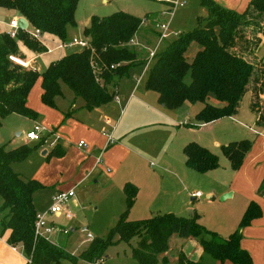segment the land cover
<instances>
[{"label":"trees","instance_id":"obj_1","mask_svg":"<svg viewBox=\"0 0 264 264\" xmlns=\"http://www.w3.org/2000/svg\"><path fill=\"white\" fill-rule=\"evenodd\" d=\"M79 1L0 0V9L17 12L28 21L29 29H38L52 40L67 42L68 28L76 26ZM201 1L208 10V17L198 19L199 24L193 32L181 33L156 54L146 89L155 92L165 108L178 109L185 103L202 105L195 117L202 125L235 116L243 98L250 93L251 110L258 114L259 123L264 124V62H255L264 38V0H251L242 13L227 9L214 0ZM143 24L144 20L124 12L108 17L93 16L83 30L82 38L91 44L94 53L90 49L70 53L51 63L42 73L23 69L13 64L10 57L20 55L16 40L23 41L36 53H43L45 47H41L29 31L20 29L17 39L0 31V122L11 115L34 121L39 119V114L28 105V98L40 79L42 102L50 108H55L56 99L63 96L62 84L74 93L76 99L84 101L83 108L88 111L113 102L116 99V93L111 92L113 83L128 77L132 67L145 62L140 59L143 49L131 45ZM193 43H197L200 50L189 62L186 53ZM92 60L98 64L97 73L92 69ZM211 99L219 104L211 103ZM70 116L71 112L67 118ZM250 147L248 140L222 147L233 170L242 167ZM57 150L58 147L50 155L59 156ZM31 152L27 146L14 151L0 146V197L3 201L0 213L7 212L0 221L1 236L7 233L8 245L21 246L25 256L33 258V264H61L63 259L74 261L77 257L63 246L35 238L38 211L34 195L45 186L23 178L12 167ZM183 152L187 167L197 173L205 174L220 167L218 156L197 143L186 145ZM124 193L126 210L118 224L110 231L107 240L93 239L80 255L83 260L96 264L103 260L105 249L114 244L115 239L130 243L137 238L133 258L139 264H160V257L170 250V239L177 235L183 239H195L205 256L221 264H252V257L241 247L239 230L261 217L258 205L250 204L239 229L225 239L200 224L196 213L191 217L169 213L130 221L128 215L135 205L138 188L128 183ZM180 259H183L182 253ZM163 262H167V258Z\"/></svg>","mask_w":264,"mask_h":264},{"label":"rangeland","instance_id":"obj_2","mask_svg":"<svg viewBox=\"0 0 264 264\" xmlns=\"http://www.w3.org/2000/svg\"><path fill=\"white\" fill-rule=\"evenodd\" d=\"M181 1L184 6L176 9L174 15L170 19L168 16H163V13L169 10V6L158 0H110L107 3H104V0H80L76 11V26L68 28V40L82 38L83 29L87 26L92 16L108 17L117 12H124L145 20L148 15H153L146 18L148 20L144 21L142 28L136 35L141 46H148L146 51L143 50L144 52L140 57L141 60H144L146 55L148 56V52L153 50L158 43L157 35L152 31L157 30L156 26L159 23L170 21V30L172 33L187 34L193 32L197 28L199 24L198 19H205L208 17V10L202 4L201 0ZM214 1L227 9H231V6H237L236 0ZM242 2L244 3V0ZM237 12L242 13V11ZM12 17L13 11L0 9L1 32L8 33L10 31L8 25L11 20H13ZM29 32L32 33L33 29L30 28ZM174 38L175 37H171L164 41L159 51H163ZM43 39L42 42H39L41 47H45L43 53H36L29 49L23 41L16 40L17 49L20 53L18 56L23 57L26 61L36 59V69L40 73L46 71L51 63L58 61L65 55L79 51L77 49L59 51L57 47L62 44L61 41L49 39V37L45 35ZM262 40L256 52L258 58L255 62L258 64L260 60L261 63L264 62V38H262ZM134 47L141 49L140 46ZM199 50L200 46L197 43H193L187 50V60L192 62ZM48 51L53 52L49 53ZM146 65L147 63L145 61L143 65L132 67L129 71V77H126L122 84L120 83V87L128 84L132 85L133 79L140 78L143 75ZM148 77L149 72L143 78L141 89L138 93L134 94L132 98L126 97L124 95V89H122L121 95L117 94L116 99L111 102L112 107H115L113 114H110V117H106L105 120L109 118L112 122V126L116 125V128L121 130L122 126L126 125L125 123L135 114L136 109H148L147 106L143 105V101L145 104H151L143 96ZM41 86L42 81H38L34 86L29 103V106L39 114V119L34 121L18 115H11L3 119L0 122V146L5 147L8 151H14L22 146H27L32 149V152L25 160L14 163L12 167L14 172L20 174L23 178L27 180H36L45 186L44 189L38 191L34 195L37 209L39 212L45 213L53 202L52 195L58 186L64 187L68 184L71 186L72 184V187H74V184L77 182L74 181V178L67 177L63 165H60L58 161L59 158L50 155L51 149L48 145L41 142H26L25 137L34 130L37 124H41L46 128L48 125L53 127V125L57 124L55 128H59L57 132L63 137L61 143L65 144L66 142L63 141L65 139L67 140L64 133L67 129L65 125V122H67V114L72 112L73 107L76 110V118L78 119H80L81 115L89 112H87L88 110L86 109H82L84 101L80 98L76 99L74 93L64 84H62L63 96L56 99V107L50 108L44 105L41 99ZM111 92L116 93L115 88H111ZM250 99V93L246 94L242 100L241 107L249 109L251 106ZM118 103L122 104L121 109ZM162 106H158L157 110L166 113L171 119V122H169L168 119H164L158 126L147 127L141 130V132H138V134H135L139 141L142 142L144 148H147L148 151L145 155V164L148 167L149 180L157 184L164 198L176 196L183 192L179 180L185 183L189 193L199 191V193L204 195L203 199H198L194 203V207L191 197L187 199V196H177V201H175L174 205L175 209L179 211H171L174 215L179 217H191L194 213L200 216L208 215L210 211V202H208L209 200L207 199V185L209 184L207 177L209 176L197 173L187 167L186 157L183 152L186 145L190 143L199 144L196 138L205 141L210 137L208 133L204 132L198 133L197 135L194 134L202 125L195 121V116L199 111L200 105L185 103L178 109L163 108ZM186 110H188L192 116V120L188 123L190 124L188 126L184 125L186 121H183L182 124L178 123V121L181 120L180 116L178 114L177 116L175 115L178 111L182 113V111ZM255 114L258 116L257 113ZM159 120H161V118ZM193 130L196 131L194 132ZM200 130L203 131V129ZM45 137L47 138L48 136L46 135ZM69 138L72 142L74 140V142H78L77 135H73ZM51 142H53V139ZM141 151L142 154L146 152L143 148ZM46 152L48 155H45ZM59 167L62 168V171ZM111 170H113L112 174L97 171L93 177L75 189V197L71 199L68 204L74 216L73 222L68 223L64 215L61 216L62 219L57 221L58 224L60 223V226L69 229L70 232L72 228L77 230L74 234L71 232L74 239H71L67 246V251L69 252L75 251L78 247L77 255L70 253L77 258L74 261L63 259L61 264H91L80 258V255L93 239L107 240L110 231L118 224L121 214L126 210V196L124 194V189H122V182L116 179L118 178L119 172H115L113 167H111ZM62 172L64 174H62ZM221 198L222 196L218 198V207H222L227 203L226 201L222 204ZM187 202H189L190 205H186ZM2 203L3 201L0 197V207ZM189 208L192 209L190 212L186 210ZM6 214L7 212L0 213V221ZM129 215L128 218L132 220ZM89 235H91V238L88 237ZM7 236L8 234L6 233L2 237L6 238ZM89 241L91 242L88 243ZM56 243L60 245L59 241H56ZM137 244V238L130 243L124 241L120 242L118 239H115L114 244L105 249L102 255L104 263L102 264H139L133 258V248H136ZM62 246L65 248L64 244H61V247ZM169 246L170 250L160 257V264H186L183 259L204 263V260L201 261L197 259L199 257L194 255L196 254L195 246L188 239H183L174 235L170 239ZM18 247L22 250L21 246ZM181 253L183 254L182 260L180 259ZM164 258H167V262H163ZM205 264L221 263L205 256Z\"/></svg>","mask_w":264,"mask_h":264},{"label":"crops","instance_id":"obj_3","mask_svg":"<svg viewBox=\"0 0 264 264\" xmlns=\"http://www.w3.org/2000/svg\"><path fill=\"white\" fill-rule=\"evenodd\" d=\"M236 1L237 6L231 7L237 11L244 12L249 6L251 0H244V3L242 2L243 0ZM107 2L109 1L104 0V3ZM150 16L153 15H149V17ZM12 18L13 20L19 21L23 17L13 11ZM90 20L87 23V26L89 25ZM8 27L10 28L9 25ZM156 31L154 30L152 32H154L158 38L159 34ZM134 41L140 45L137 37L134 38ZM140 47L146 51L148 46L140 45ZM149 53L150 51L148 52V56ZM148 56L146 55V58L144 59L146 63ZM141 77L133 79L132 85L128 84L123 87H120V83L122 84L125 78L115 82V84L113 83L112 88H115L116 96L117 94L121 95V90L124 89V95L132 98L134 94L138 93L141 89L143 81V78L141 79ZM138 79H141V81L138 82ZM41 90L43 94V89ZM32 92L33 90L28 98V105L30 103ZM143 96L151 104H145L144 101V104H142L147 106L151 111L141 108H139V110L136 109L135 114H133L130 120L125 123L126 125L122 126L121 130L116 128V125L112 126V122L109 118L105 120V118L110 117V114H113L115 110V107H112L111 103L93 111H87L89 113L80 116L81 120L76 118V110L73 107L71 116L68 117L67 122H65L67 129L64 133L67 140L65 139L63 142L66 143L62 144L60 142L57 146V153L59 154V156H57L59 158L58 161L60 165H63L67 177L74 178V181L77 182L74 184L75 186L78 187L86 182L93 177L97 171L112 174L113 170H111V167H113L115 172H119L118 178L116 179L119 182H122V189H124L125 185L128 183H131L138 188V196L129 215L132 220L128 218L130 221L145 220L157 215L172 213L171 211H179L175 209L174 205L175 201H177V196H187V199L188 197H191L193 204L198 199L200 200L204 198V195L201 198H193L192 194L199 193V191L189 193L188 188L182 180H179V183L183 188V192L176 196L174 195L164 198L157 184L150 182L149 173L147 171L148 167L145 164V155L148 151L147 148H144L142 142L139 141L135 134H138V132H141V130L147 127L158 126L164 121V119H168L169 122H171V119L166 113L157 110V107L160 106L161 103L155 92L149 91L145 88ZM262 98L264 101V95ZM211 103L216 105L219 104L214 99H211ZM118 106L121 109L122 104L120 103ZM162 107L165 108L164 106ZM202 108L203 106L200 105L198 113ZM177 114L181 119L178 123L182 124L183 121H186L187 124L185 123L184 125H190L188 123L192 120V116L188 110L182 111V113H179L178 111L175 115L177 116ZM160 118L161 120H159ZM258 119L259 117L251 110V107L249 109L241 107L235 116L224 118L210 124L201 125L197 132L194 133L197 135L198 133L204 132L210 135L209 139L205 141L199 140L198 138L196 139L198 140L199 145L217 155L220 161V167L218 169L204 174L205 176H209L207 177L209 180V184L207 185V199L209 200L208 202H210V211L208 215H199V222L206 229L216 232L220 237L227 239L239 229V225L250 204L254 203L258 205L262 212L261 217L252 221L249 226L239 230L242 238L241 247L252 257V264H264V124H260ZM56 125H53V127L48 125L47 128L56 129ZM58 129L56 130L58 131ZM200 129H203V131ZM193 131L195 132L196 130ZM106 132H113L116 142L107 150L104 157V164L100 167H96V157L99 151L107 144V138L105 136ZM73 135L78 136V142H74L75 140L72 142L69 138ZM243 140L250 141L251 147L242 167L238 171H235L231 168L229 160L224 156L222 147L232 142ZM80 141H84L88 145L87 150H82L77 146ZM142 148L146 151H144L145 154H142ZM52 151L53 150H51V152ZM45 155H48V153L46 152ZM108 169L111 170L110 173L107 171ZM60 170L62 171V168H60ZM62 174L64 173L62 172ZM74 187H72V184L71 186H69V184L64 187L58 186L52 195V199L58 192H67ZM229 194L231 196L222 201L223 203L221 202L224 204L227 201V203L222 207H218V198ZM188 204L190 205L189 202H187L186 205ZM194 206L195 204L193 207ZM36 210L38 213H41L37 207ZM186 210L190 212L192 209L189 208ZM60 219H62L61 216L56 217L55 219L50 218L51 221H55L56 223ZM71 222H73V220L68 221V223ZM76 231V229L72 228L71 232L74 234ZM0 237V264H25V259L21 253L18 250H13L12 247L8 245L7 237L3 238L1 236V228ZM73 237L71 234L67 236L57 235L55 236V241H59L60 245L64 244L67 251V246L71 239H74ZM188 240L195 246L196 254L194 255L199 257L197 259H200L201 261L204 260L205 262V254L200 244L195 239L189 238ZM90 242L91 241L88 243ZM77 249L78 247L73 252H67L77 255ZM102 263H104V261Z\"/></svg>","mask_w":264,"mask_h":264},{"label":"built area","instance_id":"obj_4","mask_svg":"<svg viewBox=\"0 0 264 264\" xmlns=\"http://www.w3.org/2000/svg\"><path fill=\"white\" fill-rule=\"evenodd\" d=\"M158 1L169 6V10L163 13V16H168L170 17V19L174 15V12L176 9L184 6L181 0H158ZM170 25H171V22L169 21L165 23H159L156 26L157 31L159 30L158 31V34H159L158 43L155 46V48L151 50L149 53V58L147 60V65L145 66L143 76L149 72L152 66V63L154 62L155 56L157 53H159V49L161 45L164 43V41L168 40L171 37L177 38L180 36L181 33L171 32ZM9 26H10V31L8 32V35L12 39H17L19 30H20L19 25H18V20H12ZM27 31H29V28L27 29ZM29 34L32 38L36 39L39 42H42L44 40L43 39L44 35L38 29L33 30L32 33L29 32ZM131 45L140 46L135 43L134 39L132 40ZM72 49L74 50L77 49L79 51L90 49L94 53V49H92L91 44L83 38L68 40L67 42H62V44L57 47V50L59 51L72 50ZM48 52L52 53L53 51H48ZM10 61L13 64L23 69L37 71L36 65H35L36 59L32 61H26L25 59H23V57L14 55L10 57ZM91 66H92L94 73L99 72L98 64L94 60H92ZM111 68L114 69L115 67L112 66ZM143 76L141 77V79L143 78ZM141 79H138V82H140ZM98 81L100 80L98 79ZM46 135L48 136L47 138L45 137ZM105 136L107 138V144L103 149L99 151L96 157V167L98 166L100 167L101 165L104 164V157H105L107 150L109 149L110 146L114 145L116 142L113 136V132H106ZM25 139L27 142H42L48 145L51 150H54L61 142L62 136L57 132L56 129H48L42 126L41 124H37L35 125L34 130L26 135ZM52 139H53V142H51ZM77 146L82 150L88 149V145L84 141H80L77 144ZM107 171L110 173L111 170L108 169ZM76 188L77 186H75V188H72L71 190L67 192H58L57 194L54 195L52 205L49 207V209L45 213L37 214L36 223H35V238L36 239H44L52 244H56V241L54 240L55 236L57 235L67 236L71 234L69 229H66L63 226H60L55 221H51L50 218L55 219L56 217H60L64 215L66 220L68 221H72L74 219V216L71 213L68 207V204L71 201V199L75 197ZM202 196L203 195L201 193L192 194L193 198H201ZM88 237L91 238V235H89ZM11 247L13 250L15 251L18 250L21 253V255L25 259V264H33L32 257L31 258L26 257L23 251L19 249V247H14V246H11ZM102 262L103 260H100L96 264H101Z\"/></svg>","mask_w":264,"mask_h":264},{"label":"water","instance_id":"obj_5","mask_svg":"<svg viewBox=\"0 0 264 264\" xmlns=\"http://www.w3.org/2000/svg\"><path fill=\"white\" fill-rule=\"evenodd\" d=\"M18 25H19V29L21 30H24V31H27L28 27H29V23L26 19L24 18H21L19 21H18ZM231 195H224L222 198H221V201H224L225 199H227L228 197H230Z\"/></svg>","mask_w":264,"mask_h":264}]
</instances>
